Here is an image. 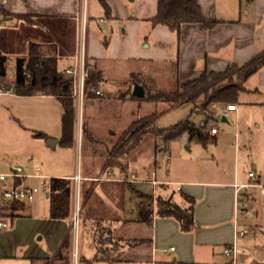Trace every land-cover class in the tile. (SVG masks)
Listing matches in <instances>:
<instances>
[{"label":"crops","instance_id":"1","mask_svg":"<svg viewBox=\"0 0 264 264\" xmlns=\"http://www.w3.org/2000/svg\"><path fill=\"white\" fill-rule=\"evenodd\" d=\"M108 2L112 8L111 16L107 17L104 10V15L94 21L89 19L86 0H7L2 8L13 15H0V51L8 57L7 67L9 60H15V76L9 78L7 74L6 78L14 81L16 60L28 55L31 42L42 44L46 52L50 49V52L56 53L60 71L72 65L76 53L78 23L82 14L87 27L88 60L93 67L103 71V80L109 78L108 63L118 60L141 63V70L131 73L141 74L151 84L168 82L163 65L178 58L179 79L185 82L198 77L205 69L223 71L231 62L244 63L264 51V0H198L204 14L211 19L217 18L220 22L213 28H205L201 23H185L179 46L174 31L166 25H154L150 20L157 11V0ZM17 14H30L31 19ZM245 85L247 89L241 92L238 102H233L238 105V109H225L229 103L212 105L213 118H209L199 108H194L192 102H182L192 103L193 111H199L203 116L198 123L191 121L207 125L204 144L209 137L216 144L222 143L225 132L234 136V142L231 143L232 154L228 157L223 153L225 149L222 150L216 156L217 167L204 170L203 167L191 165L185 173H172L169 169L159 173L156 167L151 171L147 168L131 170L130 160L127 158L117 164L104 162L103 156L98 155L97 151L85 150L83 128L79 125L76 127L72 147L78 151L79 159L81 153L87 154V162H83L78 171L74 167L54 171L46 166L44 159H48L50 148L54 149L59 144L61 136L48 135V128L40 124L39 116L44 113L31 108L26 111L23 107L13 117L9 113L16 108V103H23L25 100L60 99L45 93L23 95L15 90L0 92V172L18 171L23 174H43L47 178L57 176L74 179L73 207L75 210L76 202H80L81 221H84L79 230L78 241L73 244L72 249H77L81 256L92 258L95 255V220H101L103 225L112 227L116 237L145 239L134 246L123 243L120 259L116 261H95L92 264H231V259L224 254L223 248L234 242L244 250L241 254L244 264H262L257 260L264 256V239L258 240L261 236L258 232L262 231L260 227L264 225V199L260 189H253V212L250 215H241L236 220L234 207L236 183L249 182L251 169L256 170L260 181L264 183V66L251 74ZM97 99L99 97L90 98L86 102L94 106ZM246 109L252 112L254 118L241 124ZM62 113L61 104L60 118ZM217 113L221 115L222 129L212 134L208 128L218 122ZM210 120L212 123L209 124ZM223 122L227 125L223 126ZM35 131H46L48 138L57 139L56 146H49L48 138L36 137ZM113 133L112 131L110 134ZM98 136L99 144L104 146L112 141L105 135ZM10 139L24 143V157L14 155L15 150L2 148L1 144L6 140L11 142ZM140 142L123 153L130 156ZM224 144L226 147L227 144ZM168 145L165 141L163 145L156 143L163 160L166 151L171 153ZM192 146L193 143L187 145L188 148ZM41 157L43 162H39ZM160 161L161 156H156L155 162ZM24 179L27 182L40 180L38 177ZM153 179L161 182L154 183L151 181ZM86 192L89 193L86 195ZM158 194L172 195L178 203H184V194L194 196L197 227L184 231L174 216L158 214ZM40 195L34 202L19 203L14 210L15 216L36 212ZM43 196L48 200L46 194ZM148 197L150 200L147 201ZM127 226L130 229L140 226V235L120 234ZM240 227L247 230L242 237L237 236ZM57 249L48 256L39 255L36 259H50ZM71 264L85 263L78 259L75 261L72 257Z\"/></svg>","mask_w":264,"mask_h":264},{"label":"trees","instance_id":"2","mask_svg":"<svg viewBox=\"0 0 264 264\" xmlns=\"http://www.w3.org/2000/svg\"><path fill=\"white\" fill-rule=\"evenodd\" d=\"M105 10L107 17L111 16L112 8L108 0H99ZM0 15H13L4 8H0ZM17 16L31 19L30 14H17ZM154 25L162 24L168 26L177 35L178 46L181 42L182 27L185 23H201L205 28H213L220 20L207 17L198 0H157V11L150 17ZM54 48V47H53ZM55 51V50H54ZM8 57L0 51V86L6 84L7 87L14 86L18 94H50L57 96L62 104V135L59 143L66 147H72L75 140L77 127V100L72 94V79L58 66V58L54 52H46L43 45L31 42L27 56H20L16 60V77L11 82L7 75ZM264 66V51L254 56L244 63L231 62L223 71L205 69L198 77L181 82L179 79L178 58L171 62H166L163 69L167 72L169 81L164 87H151L150 81L139 73H131L129 82L134 84L138 81L146 90L143 97L135 96L131 87L126 92H121L123 99H146L151 102H172L182 103L190 101L194 108H199L207 114L209 118L214 117L212 105L238 102L241 92L245 91V82L249 76ZM104 75L101 69L93 67L90 71L87 84L90 90L87 93L88 99L102 97L91 90L99 87ZM158 85V84H157ZM157 112L139 116L133 120L125 129L122 137L117 141L108 142L105 147L108 152L123 153L134 148L147 132L163 134L166 143L179 139L183 133H187L189 139H196L201 142L206 141V124H197L191 121L188 116L176 124L165 129L159 128L155 124ZM36 137L48 138L43 131H35ZM84 148L88 150L93 146V151L98 149L99 142L88 124L83 125ZM47 190L50 203V216L57 219H65L67 228L62 242L59 245L55 258L64 260L65 264L72 262V230L71 219L74 211L75 181L69 177H48ZM89 192H86V195ZM184 203H178L173 196L158 194L156 196V207L158 214L162 216H174L180 222L184 231L193 230L197 227L195 221L196 198L189 194H184ZM19 203L15 202L12 209ZM84 221V220H83ZM81 221V225L82 222ZM96 252L92 258L80 256V261L85 264H92L95 261L113 262L120 259V248L123 243L137 245L145 239L116 237L114 230L110 226H105L101 220H95L93 224Z\"/></svg>","mask_w":264,"mask_h":264},{"label":"rangeland","instance_id":"3","mask_svg":"<svg viewBox=\"0 0 264 264\" xmlns=\"http://www.w3.org/2000/svg\"><path fill=\"white\" fill-rule=\"evenodd\" d=\"M86 5L89 7L88 13L90 15V20L97 21V18L99 19L100 15H104V9L99 0H86ZM48 52H50V49ZM108 64H110L108 73L109 78L102 80L99 85L103 95L97 99L94 106L85 102L82 107V113L77 112V127L79 125L83 128L84 122H86L94 132L96 138H99L98 134H100L105 135L113 141H117L122 137L125 129L133 120L139 116L147 115L154 111L157 112L155 124L157 127L163 129L178 123L188 116L191 120L197 123L202 120L203 116L199 111H193L192 103H155L146 99L121 98V92H126L128 88L131 87V83L128 82L131 77L130 73L132 71L141 70L142 65L139 62L130 60H118L115 62H109ZM7 74L9 78L15 76L14 59L9 60L8 62ZM156 78H160V76H156ZM165 83L166 82L151 83V86L154 88L156 86L164 87ZM0 87L9 88L6 84H2ZM10 87L14 88L13 85ZM132 89L133 84L131 90ZM22 107L26 111H29V108H31L44 113L39 116L41 117L40 124L48 128V135L54 137L61 136V104L59 100L55 98L25 100L23 103H16V108L18 109L15 108L13 109V112L10 111L9 116L13 117L14 114L16 115L17 110ZM247 110L248 109L244 112L241 124H243V121L246 123L254 118L252 112H248ZM211 121L212 120L209 121V124L212 123ZM226 125L227 123L223 122V126ZM112 131L114 133L110 134ZM225 133V139L219 144H216L214 139L210 137L207 138L206 144L196 139L190 140L188 134L186 132L183 133L179 139L168 143L172 153L170 162L164 161L163 156L157 151L159 146L157 147L156 143L159 142L160 145L164 144L165 140L163 134H157L154 132L145 133L140 144L134 151H132V153H130V156L125 153L111 154L102 144L97 146V152L98 155L103 156L104 162L110 164L122 163L123 159H129V168L131 170L147 168L151 171L156 167L159 173L167 169L172 173H185L189 171L191 165L193 167H196L197 165L203 167L204 170H210L211 168L217 167L216 161L218 160V157L216 158V156H219L222 150L225 149L223 153L228 157L232 154L231 143L234 142V136L228 132ZM10 141L11 142H7V140L5 142L3 141L4 144H1L2 148L15 150L14 155L24 157L25 155L22 154L26 149L24 143H20V140L17 142L15 140L14 142V140L10 139ZM224 142L227 144L226 147H224ZM191 143H193L192 148H188L187 145H190ZM165 144L167 143L165 142ZM241 147L243 150H246L243 146ZM92 148L93 146H90L88 151H91ZM49 151L48 159L44 160L46 166L48 165V168L54 171L58 169L64 170V168L69 169L71 167H74L75 170L78 171V169H81L83 162H87L86 160L88 158L87 154L81 153L79 159L78 151H76L75 148L63 146L60 143L54 149L50 148ZM212 153L215 155L213 156ZM156 156H161L160 163L155 162ZM41 161L43 162L42 157L39 158V162ZM39 197L40 201L38 209L32 214L16 217V213H14L15 209L5 213L4 219L7 220L8 226L0 230V264H65L64 260L59 261V259L55 258L56 253L50 257V259H48V257L41 261L36 259L39 255L48 256L57 249L63 230L67 227V221L65 219H57L50 216L49 201L47 198L42 194ZM148 200H150V197L147 198V201ZM77 206L81 207L79 201L75 204V210L73 211L71 219L72 246L77 243L79 230L81 229V209L77 212L79 214L78 222L74 224ZM252 212L253 211L245 215H250ZM260 228L264 231V225ZM140 229V226H133L131 229L127 226L123 228V231H121L120 234L137 236L138 234L140 235ZM240 229L244 228L240 227ZM262 231L258 232V235H264ZM251 235L254 234L251 233ZM261 236H257L258 240L264 239V237ZM80 256L81 254L77 249H75V251L72 249V257L75 261H77V259L80 260ZM263 257H258V259H256L260 261Z\"/></svg>","mask_w":264,"mask_h":264},{"label":"built area","instance_id":"4","mask_svg":"<svg viewBox=\"0 0 264 264\" xmlns=\"http://www.w3.org/2000/svg\"><path fill=\"white\" fill-rule=\"evenodd\" d=\"M7 3V0H0V8ZM83 15V14H82ZM80 16L78 23V33L76 36V53L74 55V63L63 69V72L72 79V96L77 100L78 112L82 113V107L88 101L87 93L90 90L87 84L90 71L93 66L89 63L87 53V27L84 16ZM95 93L102 95L103 92L99 87L91 88ZM14 91L13 87L3 88L0 87V92ZM217 104L214 103L213 106ZM225 109L237 110L238 105L229 103ZM218 122L208 128L212 134L218 133L221 129V115L217 113ZM171 159V153L165 152L164 161L168 162ZM155 170L153 174H155ZM250 181L247 183H236V197L234 214L236 220L239 216L249 214L253 210L251 195L254 188H259L264 199V183L260 181L255 169L249 171ZM25 177H38V182H27ZM136 180V179H133ZM154 183L161 182L160 180H151ZM48 187V178L43 174H23L18 171L10 173L0 172V229L8 226L7 220L4 219L5 213L12 210V205L15 202H33L38 195H45ZM80 206H77L75 212L74 224L76 220V213L79 211ZM79 215V214H78ZM247 233L246 229H238L237 236H243ZM174 249V247H171ZM169 249H166V251ZM241 247L237 242L225 245L223 248L224 254L230 257L231 264H244L241 260L242 254ZM264 264V257L260 260Z\"/></svg>","mask_w":264,"mask_h":264},{"label":"water","instance_id":"5","mask_svg":"<svg viewBox=\"0 0 264 264\" xmlns=\"http://www.w3.org/2000/svg\"><path fill=\"white\" fill-rule=\"evenodd\" d=\"M132 93L135 96L143 97V96L146 95V90H145V87L141 83L135 82L134 85H133ZM224 118H225V116H223V119ZM56 143H57V139H55V138H48L47 139V144L49 146L55 147L56 146ZM48 194H49V192L47 191L46 192V195L48 196ZM76 215H77V213H76Z\"/></svg>","mask_w":264,"mask_h":264},{"label":"bare ground","instance_id":"6","mask_svg":"<svg viewBox=\"0 0 264 264\" xmlns=\"http://www.w3.org/2000/svg\"><path fill=\"white\" fill-rule=\"evenodd\" d=\"M77 218H78V213H77V216H76V220H77Z\"/></svg>","mask_w":264,"mask_h":264}]
</instances>
